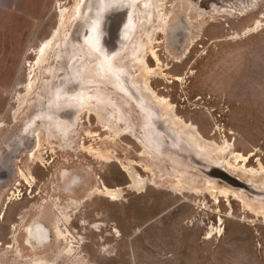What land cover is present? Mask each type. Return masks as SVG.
Listing matches in <instances>:
<instances>
[{
	"label": "rangeland",
	"instance_id": "obj_1",
	"mask_svg": "<svg viewBox=\"0 0 264 264\" xmlns=\"http://www.w3.org/2000/svg\"><path fill=\"white\" fill-rule=\"evenodd\" d=\"M83 1L0 0V161L19 166L6 196L22 181L46 197L47 179L54 193L57 162L79 169L63 180L95 177L86 193L64 197L75 199L64 209L57 204L51 240L3 243L0 264H264V198L156 149L167 141L182 155L191 149L264 190V0L142 9L150 25L130 61L140 94L156 106L147 110H157L151 120L161 132L149 136L139 94L96 70L80 41L75 5ZM6 235L1 226L0 240L11 243Z\"/></svg>",
	"mask_w": 264,
	"mask_h": 264
},
{
	"label": "flooded vegetation",
	"instance_id": "obj_2",
	"mask_svg": "<svg viewBox=\"0 0 264 264\" xmlns=\"http://www.w3.org/2000/svg\"><path fill=\"white\" fill-rule=\"evenodd\" d=\"M75 6H79L76 14V31L80 36V41L90 50L91 56L95 57V69L97 70L98 68L101 74H104L107 78L109 77L108 79L111 78L115 83V87L121 91H125L127 94L132 91L137 92L139 99H135L136 103L134 105L138 110L142 128L148 136L149 134L161 132L155 122L151 120L157 115V110L154 109L156 106L151 104L143 94H140V88L134 78L135 70H133L130 61L134 53L132 46L137 39L136 37L143 33V27L148 29L150 25L147 22L148 18H144L142 9L144 7L161 6V0H84L83 2H78ZM149 14L151 15L152 12L150 11ZM134 39L135 41L133 42ZM48 105L50 104H43L40 110H48ZM52 105L56 106V110H54L59 112V108H61L59 106L63 107L64 103L60 99H56L52 101ZM148 107H154L153 113L147 110ZM62 114L63 117L70 116L68 112ZM38 117V115L32 116L27 122L36 121ZM42 117L45 118L44 115L41 116V119ZM53 117L55 122L64 120L63 117L61 119L55 118L56 116ZM177 148L180 149L179 146ZM156 149L176 161L183 164L185 162L172 154L171 151L161 150L157 147ZM17 160L14 158L7 163H1L0 161V227L3 226L5 231H7V235L4 236L6 237L5 241L10 239L11 242L7 243L8 241L0 240V245L5 243V246L16 247V243L20 246L21 243L30 244L31 241L43 244L51 240V235L54 232V223L56 222L54 209L57 204V208L64 209L65 202L75 200L72 198H69L71 200L65 199L64 197L79 196L83 192L86 193L94 187L95 177L92 172H89L86 177L83 176L84 179L78 173H70L68 178L63 180L61 175H65V172H70L75 164L71 168H66L69 160L67 163L57 162L52 176L57 171L61 181L56 176L57 188L59 189L54 191V193L49 194L52 180L47 179L40 184V191L44 192L46 197L42 194L37 196L39 191L33 192L32 186L28 189L30 184L25 182L26 185H23L24 182L22 181L11 185L13 188L9 190V193H14V196H6V192L3 189L11 184L16 177L19 167ZM77 163L80 165L83 164V161L79 160ZM73 170L79 169L73 168ZM77 182L82 183L75 186ZM17 184L23 185V187H18L19 185ZM66 187L69 189H66ZM64 190L69 193L63 192ZM19 192L20 194H25V196H20ZM7 198L9 200L6 201ZM4 202L5 204L2 205ZM6 211L9 221H4ZM4 222H7V229ZM38 229H42L45 232L41 237L35 233Z\"/></svg>",
	"mask_w": 264,
	"mask_h": 264
},
{
	"label": "water",
	"instance_id": "obj_3",
	"mask_svg": "<svg viewBox=\"0 0 264 264\" xmlns=\"http://www.w3.org/2000/svg\"><path fill=\"white\" fill-rule=\"evenodd\" d=\"M166 144L167 147L165 146L162 149L171 151L172 154L184 160L185 161L184 164H188L191 167L198 168L201 172H203L210 178L224 180L225 182H227L228 184L234 187L243 188L255 194L258 197L264 198V190L256 189L252 184L240 180L238 177H235L232 174H230L222 166L211 164L204 160H200L196 156L193 150L189 149L188 153L182 155L181 153H179V149L175 144H172V142H168V141L166 142Z\"/></svg>",
	"mask_w": 264,
	"mask_h": 264
}]
</instances>
